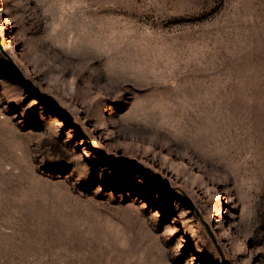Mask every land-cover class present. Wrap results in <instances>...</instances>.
Instances as JSON below:
<instances>
[{"label": "rangeland", "instance_id": "rangeland-1", "mask_svg": "<svg viewBox=\"0 0 264 264\" xmlns=\"http://www.w3.org/2000/svg\"><path fill=\"white\" fill-rule=\"evenodd\" d=\"M0 264H264V0H0Z\"/></svg>", "mask_w": 264, "mask_h": 264}, {"label": "water", "instance_id": "water-1", "mask_svg": "<svg viewBox=\"0 0 264 264\" xmlns=\"http://www.w3.org/2000/svg\"><path fill=\"white\" fill-rule=\"evenodd\" d=\"M36 91H37V93H38L41 97H43L44 99L50 101V102H51L52 104H54L55 106L64 109V107H63L60 103H58L54 98H52V97H50V96L44 94L43 92L39 91L38 89H36ZM210 234H211L212 240L216 243V246H217V248H218V250H219V252H220V255H221L222 259L226 262V259H225V256H224V253H223L221 247H220V246L218 245V243L216 242V238H215L214 234H213L211 231H210Z\"/></svg>", "mask_w": 264, "mask_h": 264}, {"label": "bare ground", "instance_id": "bare-ground-1", "mask_svg": "<svg viewBox=\"0 0 264 264\" xmlns=\"http://www.w3.org/2000/svg\"><path fill=\"white\" fill-rule=\"evenodd\" d=\"M105 31V30H104ZM219 213V212H218Z\"/></svg>", "mask_w": 264, "mask_h": 264}]
</instances>
